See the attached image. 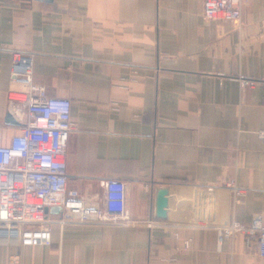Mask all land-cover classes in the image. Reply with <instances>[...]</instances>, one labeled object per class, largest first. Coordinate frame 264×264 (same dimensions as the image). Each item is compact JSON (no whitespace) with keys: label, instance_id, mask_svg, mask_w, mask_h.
Instances as JSON below:
<instances>
[{"label":"crops","instance_id":"obj_1","mask_svg":"<svg viewBox=\"0 0 264 264\" xmlns=\"http://www.w3.org/2000/svg\"><path fill=\"white\" fill-rule=\"evenodd\" d=\"M203 10L204 0H0L4 141L24 119L8 100L25 89L11 81L13 54L33 55L34 83L71 101L68 187L93 205L103 181H125L134 222L180 227V240L172 228H54L50 246L0 247V264H264L243 236L219 246L199 228L264 217V0H244L239 25ZM241 77L256 83L242 90ZM185 239L191 249L178 251Z\"/></svg>","mask_w":264,"mask_h":264},{"label":"built area","instance_id":"obj_2","mask_svg":"<svg viewBox=\"0 0 264 264\" xmlns=\"http://www.w3.org/2000/svg\"><path fill=\"white\" fill-rule=\"evenodd\" d=\"M244 0H204L203 19L239 25ZM34 56L14 53L11 81L25 87L8 93L9 104L22 112L21 131L4 141L0 125V247H47L52 243L54 228L92 227L124 228L140 226L169 230L172 227L158 221L134 222L128 212V183L108 179L101 183L102 194L95 204L77 190L68 187L67 149L71 132L77 129L72 120L71 101L52 98L46 89L33 80ZM242 90L255 81L241 77ZM112 111H119L116 103ZM264 139V131L259 132ZM226 187L235 196L243 191L235 181ZM62 209L55 218L49 210ZM201 229H214L218 245L225 240L243 236L248 248L257 247L264 258V217L255 215L249 225L230 221L220 225L203 222ZM174 235L180 240L179 229ZM192 240L181 241L177 250L191 249ZM169 259L164 260L165 262Z\"/></svg>","mask_w":264,"mask_h":264},{"label":"water","instance_id":"obj_3","mask_svg":"<svg viewBox=\"0 0 264 264\" xmlns=\"http://www.w3.org/2000/svg\"><path fill=\"white\" fill-rule=\"evenodd\" d=\"M42 1V0H39ZM46 2L51 3L53 0H45ZM8 123H14L11 116L7 117ZM170 190L168 187H161L157 190L156 197V206H155V216L159 221H165L168 218L169 204H170ZM47 213H50L52 217H59L62 214V209L59 207H54L49 210H46Z\"/></svg>","mask_w":264,"mask_h":264}]
</instances>
